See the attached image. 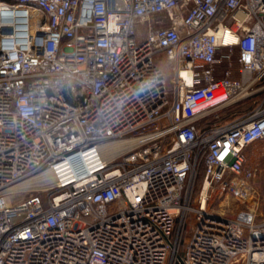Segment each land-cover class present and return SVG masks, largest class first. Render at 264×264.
<instances>
[{
	"label": "built area",
	"instance_id": "2783aa9c",
	"mask_svg": "<svg viewBox=\"0 0 264 264\" xmlns=\"http://www.w3.org/2000/svg\"><path fill=\"white\" fill-rule=\"evenodd\" d=\"M257 142L264 0H0V264H264Z\"/></svg>",
	"mask_w": 264,
	"mask_h": 264
},
{
	"label": "rangeland",
	"instance_id": "374dc122",
	"mask_svg": "<svg viewBox=\"0 0 264 264\" xmlns=\"http://www.w3.org/2000/svg\"><path fill=\"white\" fill-rule=\"evenodd\" d=\"M162 67L167 80L170 82L173 76L170 64L163 63ZM253 106V99L233 104L228 108L218 111L217 118L213 115L209 117L203 125L227 123L242 116ZM244 156L245 168L254 170V177L246 182H241L238 179L236 183L231 184L226 189H214L209 193L207 211L228 219L235 218L242 211H257L264 215V143L257 142L250 145L244 151ZM197 187H199L198 184ZM243 188L249 194V197L248 199L241 200L236 191Z\"/></svg>",
	"mask_w": 264,
	"mask_h": 264
},
{
	"label": "bare ground",
	"instance_id": "6f19581e",
	"mask_svg": "<svg viewBox=\"0 0 264 264\" xmlns=\"http://www.w3.org/2000/svg\"><path fill=\"white\" fill-rule=\"evenodd\" d=\"M189 77H186V79H188ZM117 146H122V144L120 145H117ZM34 180H32L31 182H27L25 183L23 186L26 187L28 186L29 184H33ZM237 194L241 197V200H244V199H248L249 197V194H247V192L243 189H237Z\"/></svg>",
	"mask_w": 264,
	"mask_h": 264
},
{
	"label": "trees",
	"instance_id": "16d2710c",
	"mask_svg": "<svg viewBox=\"0 0 264 264\" xmlns=\"http://www.w3.org/2000/svg\"><path fill=\"white\" fill-rule=\"evenodd\" d=\"M204 123H205V121L202 124H204ZM202 177H203V169H202V171L200 172V174L198 175V178H197V184L198 185L201 184Z\"/></svg>",
	"mask_w": 264,
	"mask_h": 264
}]
</instances>
